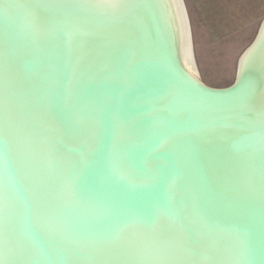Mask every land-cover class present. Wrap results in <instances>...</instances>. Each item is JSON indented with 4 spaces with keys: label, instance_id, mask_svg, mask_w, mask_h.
<instances>
[{
    "label": "water",
    "instance_id": "95a60500",
    "mask_svg": "<svg viewBox=\"0 0 264 264\" xmlns=\"http://www.w3.org/2000/svg\"><path fill=\"white\" fill-rule=\"evenodd\" d=\"M92 3L0 0V264H264V22L209 89L175 0ZM168 206L202 234L195 259L99 238L148 242Z\"/></svg>",
    "mask_w": 264,
    "mask_h": 264
},
{
    "label": "rangeland",
    "instance_id": "374dc122",
    "mask_svg": "<svg viewBox=\"0 0 264 264\" xmlns=\"http://www.w3.org/2000/svg\"><path fill=\"white\" fill-rule=\"evenodd\" d=\"M182 2L189 23L198 79L212 89L231 86L236 77L239 59L254 41L260 20L215 41L200 22L192 0Z\"/></svg>",
    "mask_w": 264,
    "mask_h": 264
},
{
    "label": "snow or ice",
    "instance_id": "6c2138e0",
    "mask_svg": "<svg viewBox=\"0 0 264 264\" xmlns=\"http://www.w3.org/2000/svg\"><path fill=\"white\" fill-rule=\"evenodd\" d=\"M97 12L103 14L109 11H113L122 6L121 0H94V3L90 5ZM247 94V87L242 90L241 97ZM5 101L9 102V96L7 89H5ZM35 134L39 135V129H34ZM248 143V138L241 141V144ZM59 150L61 145H54ZM66 195L69 199H73L76 196V192L69 188ZM19 198V193H17ZM164 215L168 216L173 230H162L148 242L129 240L120 241L119 236L110 230H103L100 233V240L104 243L109 250L116 251H138L149 250L160 254H166L169 256H179L181 254H189L195 259L200 251L202 234L193 228L190 224L186 223L181 216L178 209L168 206L163 209ZM156 226V222L153 218H146L143 222V227L146 231H151ZM31 242L34 247L41 252L46 251L44 245L36 235H31Z\"/></svg>",
    "mask_w": 264,
    "mask_h": 264
},
{
    "label": "crops",
    "instance_id": "0c3cea01",
    "mask_svg": "<svg viewBox=\"0 0 264 264\" xmlns=\"http://www.w3.org/2000/svg\"><path fill=\"white\" fill-rule=\"evenodd\" d=\"M199 20L212 40L264 19V0H192ZM258 27V30H259ZM257 30V32H258Z\"/></svg>",
    "mask_w": 264,
    "mask_h": 264
},
{
    "label": "bare ground",
    "instance_id": "6f19581e",
    "mask_svg": "<svg viewBox=\"0 0 264 264\" xmlns=\"http://www.w3.org/2000/svg\"><path fill=\"white\" fill-rule=\"evenodd\" d=\"M175 1H176L178 10H179L180 16H181L182 30H183V36H184V45H185V51H184V54L182 56V67L185 69V71L190 75V77L195 82L200 84L201 83L200 80L196 81V78H195V76L198 74H197L196 65H195L194 56H193V47H192L190 28H188L189 23L187 25L186 18L184 17V14H183L184 11L182 12L183 9H181V6H180V0H175ZM263 22H264V20L262 21V24H263ZM257 36H258V33H257L254 41L256 40ZM254 41L252 42V44L254 43ZM251 45L249 47H251ZM202 85L206 88H209V87L205 86L204 84H202ZM209 89H211V88H209Z\"/></svg>",
    "mask_w": 264,
    "mask_h": 264
}]
</instances>
